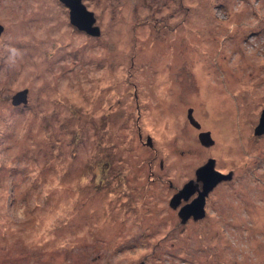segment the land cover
I'll list each match as a JSON object with an SVG mask.
<instances>
[{
	"label": "rangeland",
	"instance_id": "rangeland-1",
	"mask_svg": "<svg viewBox=\"0 0 264 264\" xmlns=\"http://www.w3.org/2000/svg\"><path fill=\"white\" fill-rule=\"evenodd\" d=\"M82 1L98 37L0 0V264H264V0ZM210 158L236 178L184 226Z\"/></svg>",
	"mask_w": 264,
	"mask_h": 264
},
{
	"label": "water",
	"instance_id": "water-1",
	"mask_svg": "<svg viewBox=\"0 0 264 264\" xmlns=\"http://www.w3.org/2000/svg\"><path fill=\"white\" fill-rule=\"evenodd\" d=\"M66 7L69 8L70 22L78 30L85 32L89 36L98 37L101 34L99 26L96 24V17L94 12L90 11L82 0H60ZM3 30L0 26V32ZM12 103L15 106H20L28 103V90H22L17 92L12 99ZM189 120L196 126L200 127V124L195 121L192 115V110L189 111ZM255 135H264V109L261 113L259 123L255 128ZM199 138L203 145L211 146L214 144L211 133L201 132ZM233 173H222L216 169V160L210 158L204 165L196 170V181L203 183V190L199 196L190 204L184 206L180 210V217L182 222H185L188 218L193 216L195 219H200L204 216L205 198L208 193L220 182L231 181ZM194 181H189L185 184L183 189L178 192L172 199V205H176L182 197L188 199L193 194L192 187ZM143 264V263H141Z\"/></svg>",
	"mask_w": 264,
	"mask_h": 264
},
{
	"label": "flooded vegetation",
	"instance_id": "flooded-vegetation-1",
	"mask_svg": "<svg viewBox=\"0 0 264 264\" xmlns=\"http://www.w3.org/2000/svg\"><path fill=\"white\" fill-rule=\"evenodd\" d=\"M201 167V166H199ZM195 168V177L193 178H189L186 182H184L180 188H178L177 190H175V193L174 195L171 197L170 201H169V207L173 210L174 214L176 215L177 219L179 220L180 224L184 225V226H188L189 223H199L201 220H204L207 218V212H208V209L210 207L209 203H210V196L212 194V192L214 191V187L209 193L208 195L206 196L205 198V206H204V216L200 219H195L193 216H191L190 218H188L185 222H182V219L180 217V210L192 203L200 194V192H202L203 190V183L202 182H195L196 181V170L199 168ZM218 170V169H217ZM220 171V170H218ZM221 172V171H220ZM224 173V172H222ZM235 176L232 177V180L230 182H233V179L235 180ZM189 181H194V184H193V187H192V191H193V194L190 195V197L188 199H185L184 197H182L177 203H175L176 205H172V199L175 197V195L181 191V189H183V187L185 186L186 183H188ZM225 182V181H223ZM222 182L219 183L218 187L221 185Z\"/></svg>",
	"mask_w": 264,
	"mask_h": 264
}]
</instances>
